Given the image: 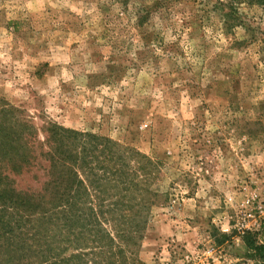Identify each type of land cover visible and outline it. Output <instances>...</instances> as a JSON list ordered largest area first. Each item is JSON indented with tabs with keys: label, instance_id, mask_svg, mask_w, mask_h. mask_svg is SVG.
I'll return each mask as SVG.
<instances>
[{
	"label": "rangeland",
	"instance_id": "rangeland-1",
	"mask_svg": "<svg viewBox=\"0 0 264 264\" xmlns=\"http://www.w3.org/2000/svg\"><path fill=\"white\" fill-rule=\"evenodd\" d=\"M3 102L38 154L54 124L87 149L74 210L0 194V264H264V0H0Z\"/></svg>",
	"mask_w": 264,
	"mask_h": 264
},
{
	"label": "trees",
	"instance_id": "trees-1",
	"mask_svg": "<svg viewBox=\"0 0 264 264\" xmlns=\"http://www.w3.org/2000/svg\"><path fill=\"white\" fill-rule=\"evenodd\" d=\"M14 109V106L6 104V102L0 103V119L5 116L2 114H7ZM23 125L27 126L25 129L34 127L30 123ZM24 130L18 131L17 127L13 128V130L11 128L7 130L5 125L0 123V176L1 165L5 160L11 165L12 170L20 171L29 166H34L36 163L38 164L41 158H46L49 162L50 177L44 183V190L39 193L30 191L18 192L13 187L5 186L0 194L9 198L4 197L3 199H15V203L18 202V207L22 215H24V220L33 216L37 211L44 212L45 209L64 208V210L68 211L74 210L83 201L82 198L86 197V188L78 178L80 153L83 149H87V147L80 148L79 144L82 141L81 137L85 134L54 124L51 134L48 132V135L45 136V142L53 139L58 143L59 148L46 150L41 147L43 152L38 154L34 150L33 145L27 141ZM87 135L96 138V136L89 133ZM68 139L71 140L69 143ZM42 144L44 146L45 143ZM0 180H2L1 177ZM2 183L6 182L3 181ZM149 193L151 196L155 195L151 191ZM88 209V215L95 216L94 208L89 207ZM72 215L73 217H80L76 212H73ZM28 221H25V223ZM246 235L247 246L256 250V234L247 232Z\"/></svg>",
	"mask_w": 264,
	"mask_h": 264
}]
</instances>
